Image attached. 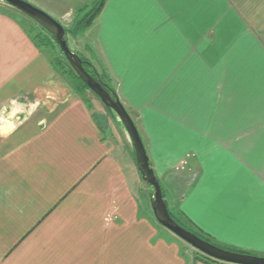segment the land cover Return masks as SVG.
<instances>
[{"label":"crops","instance_id":"obj_1","mask_svg":"<svg viewBox=\"0 0 264 264\" xmlns=\"http://www.w3.org/2000/svg\"><path fill=\"white\" fill-rule=\"evenodd\" d=\"M27 1L67 26L93 0ZM3 5L0 264L223 263L161 233L136 159ZM82 37L136 114L168 205L264 256V0H107Z\"/></svg>","mask_w":264,"mask_h":264},{"label":"water","instance_id":"obj_2","mask_svg":"<svg viewBox=\"0 0 264 264\" xmlns=\"http://www.w3.org/2000/svg\"><path fill=\"white\" fill-rule=\"evenodd\" d=\"M19 10L35 22L48 30L59 44L65 57L72 68L96 94L107 108L113 110L124 125L133 144L136 156V165L142 179L154 188L152 209L157 221L181 238L200 253L227 264H264V256L237 252L220 247L198 236L191 230L181 226L171 215L167 201L165 200L161 183L150 164L148 152L141 137L140 131L116 92L95 78L85 68L81 57L73 51L68 43L65 26L43 9L27 0H0Z\"/></svg>","mask_w":264,"mask_h":264},{"label":"rangeland","instance_id":"obj_3","mask_svg":"<svg viewBox=\"0 0 264 264\" xmlns=\"http://www.w3.org/2000/svg\"><path fill=\"white\" fill-rule=\"evenodd\" d=\"M0 4H2V5L4 4L3 5L4 6L3 7L4 9L10 8L9 10H12V11L14 10V12H18V14L21 13V16L20 17L24 21V24L26 25L27 28H33V33L34 34L37 35L39 32H41V29H42L41 28V25L38 24L37 22H35L33 19L29 18L28 16H26L25 14H23L19 10L15 9L14 7L12 8L9 5H5V3H3V2H1ZM93 4H94V0L92 1V3L89 6H87L85 8H81V9L79 8V10L77 12H73L72 15H71V17H70V18H73V20H72V22L71 21L70 22L67 21L66 22V25L67 26H65V28H67L68 30H70L73 27L74 23L79 19V17L82 16L87 10H89V8L92 7ZM70 23H72V24H70ZM82 34H84V33H82ZM82 34L79 35V36H74L72 34H67V39H68L69 46H70V48L72 50H74L75 48H78L81 51L82 55H86V54L89 53L88 52V49H87L89 47V45L86 44L85 47H84L83 40L82 41L79 40V42L82 43V44H80L78 46H76L74 44V40H77V37L83 38L82 37ZM55 42H56V40H55ZM48 52H50L53 55H59L63 59L66 58L65 55L62 53L61 48H60V46H59V44L57 42L55 44H53L51 50H49ZM91 57H92V59H94V57H95L94 56V51H93V54L91 55ZM95 63L97 65V62H95ZM98 65L100 67H104L103 64H99L98 63ZM106 71H107V69H106ZM58 73L63 77L64 81L71 87V89H73L75 91V89L73 87V84H72V82H73L72 76L71 75H68V74H63V73H60V72H58ZM78 95L81 96L80 94H78ZM81 97L84 98L87 103H90L91 104V107L94 110L95 115L97 116V118L99 119V121L101 122V124L105 128V133L109 137H111L117 143L119 150H122L124 152L127 151L128 154L131 157H134V160H135L136 159V156H135L133 144H132V142H131V140L129 138V135H128V133H127L124 125L119 120V118L116 115V113L113 110L108 109L104 105V103L100 100V98L96 94H94L91 90L85 91L84 92V95L81 96ZM127 110L130 113V115L132 116L133 120L136 121L137 120L136 114L131 109H129V108H127ZM26 111H28V110H26ZM2 130H7V128L5 127ZM183 162H185V163H183ZM187 164H188V161L187 160L182 161L180 163V165L176 167V170L184 171L186 169V167H187ZM139 174H140V172H139ZM161 186H162V184H161ZM139 188H140L139 189V193H140V197H141V202L143 204V209H145L150 214L152 220H154L155 223L160 228L161 233L162 234L164 233V235L167 236V237H169V238L178 240L179 243L183 247V251H185V249H188L189 252H190V256L191 257L192 256L194 257V254L195 255H198L199 254L198 253L199 251H197L195 248H193L190 244H188L187 242H185L181 238L177 237L171 231L167 230L165 227H163L157 221V219H156V217L154 215L153 209H152V200H153V197H154V188L152 186L148 185L142 179L141 174H140V187ZM162 189L164 191L165 200L167 201L166 195L168 194L167 192H169V190H166V192H165L163 186H162ZM167 204H168V202H167ZM168 207H169V209H171V211L174 212V214L176 216H178L179 218L182 219V216L179 214L178 209H177L176 206H174L172 208V206H169L168 205ZM199 256H200V254L197 257H195L194 259H199Z\"/></svg>","mask_w":264,"mask_h":264},{"label":"trees","instance_id":"obj_4","mask_svg":"<svg viewBox=\"0 0 264 264\" xmlns=\"http://www.w3.org/2000/svg\"><path fill=\"white\" fill-rule=\"evenodd\" d=\"M106 1L107 0H94V4L92 5V7H90L89 10H87L82 16L79 17V19L74 23L73 27L70 30H68L66 28V33L72 34L74 36H79L82 33H85L87 31V29L92 25V23L96 19V17L100 14L102 9L104 8ZM41 28H42L41 32H39L37 35L33 33V28H28V31H29L33 41L37 44V46L39 48H41L42 50H44L48 54L49 59L51 61V64L53 65V67L55 68V70L57 72H60L63 74H68V75L72 76V79H73L72 84H73L75 91L78 94H80L81 96H83L84 92L87 90H90V88L79 77V75L75 72V70L72 68V66L70 65L69 61L66 58L63 59L59 55H53L50 52H48L49 50H51L53 44H55L56 42L54 40V37L52 36V34L48 30H46L42 26H41ZM87 49L89 52L88 53L89 56H87V55L85 56V55L77 53L81 57L83 64H84L85 68L87 69V71H89L95 78H97L100 82H102L108 88L113 90V92H116L115 88L112 86L111 78H110L108 72L106 71V69L103 67H100L99 65H96L94 59H92V57H91V53L93 50L90 47H88ZM62 53H63V51H62ZM88 104H89V106H91L90 103H88ZM108 109H110V108H108ZM163 193H164V191H163ZM164 197H165V195H164ZM169 210H170L172 217L181 226L185 227L188 230L193 231L194 233H196L198 236L202 237L203 239H205L211 243H214L220 247L229 249V250L248 253V252L236 250L234 248L219 244L218 242H216L212 238H210L208 235L204 234L201 230L197 229L191 222H189V220H187L183 216H182V219H183L182 220L181 218L176 216L174 214V212L171 211V209H169ZM198 253L200 254L199 258L203 259L204 261H207V262L208 261L209 262H215L216 261V260H214V259H212V258H210V257H208V256H206L200 252H198ZM221 264H227V263H221Z\"/></svg>","mask_w":264,"mask_h":264},{"label":"built area","instance_id":"obj_5","mask_svg":"<svg viewBox=\"0 0 264 264\" xmlns=\"http://www.w3.org/2000/svg\"><path fill=\"white\" fill-rule=\"evenodd\" d=\"M183 163H185V162H183Z\"/></svg>","mask_w":264,"mask_h":264}]
</instances>
